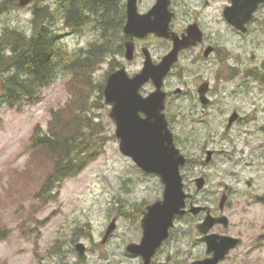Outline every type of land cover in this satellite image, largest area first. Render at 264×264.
I'll return each mask as SVG.
<instances>
[{"label": "rangeland", "instance_id": "obj_1", "mask_svg": "<svg viewBox=\"0 0 264 264\" xmlns=\"http://www.w3.org/2000/svg\"><path fill=\"white\" fill-rule=\"evenodd\" d=\"M4 1L9 0H0V33L13 27L30 34L38 6L54 14L52 28L61 36L59 45L70 54L87 48L90 41L103 42L90 22L82 31L66 25L64 11L68 9L61 6L64 0H41L28 6H19L18 0H10L3 6ZM108 46L115 48L112 44ZM112 58L108 53L96 67V81L103 82L107 72L114 68ZM143 62L138 56L128 71L141 70ZM75 83V76L61 71L41 90L37 100L22 101L13 107L7 103L0 105V264H125L130 261L125 245L141 235L142 212L163 195L160 177L143 174L131 158L121 153L116 125L110 117L111 107L95 93L98 131L106 136L101 153L78 175L65 179L56 189L55 198L35 196L52 167V158L46 150L31 145L33 129L40 124L48 130L51 111L66 104ZM151 91L152 83L141 90L144 95ZM1 92L0 77V96ZM250 98L253 100L250 94L241 95L238 99L244 102H235L236 107L227 105L224 112L216 109L208 125H172L179 140L187 139L191 133L202 146L219 151L213 164L189 163L184 168L187 180L207 173L210 179L207 192L216 190L223 181L233 183L239 190L245 188L246 180H255L258 186L264 184V104H253ZM233 110L245 118L229 128L228 116ZM249 124L253 127L248 129ZM189 151L193 160L202 157L193 149ZM250 212L254 218L248 217L250 231L246 225L242 231L251 236L245 237L242 249L232 252L221 264H264V242L257 250L248 248L249 239L264 231V204ZM114 217L116 230L103 243ZM240 219L236 216V221ZM192 240L195 242L193 237ZM78 242L87 246L84 262L75 251ZM199 253H203L202 248L196 249L195 254Z\"/></svg>", "mask_w": 264, "mask_h": 264}, {"label": "flooded vegetation", "instance_id": "obj_2", "mask_svg": "<svg viewBox=\"0 0 264 264\" xmlns=\"http://www.w3.org/2000/svg\"><path fill=\"white\" fill-rule=\"evenodd\" d=\"M69 1L68 10L75 12L70 15V26L76 31L74 23L77 12L84 13L85 24H82V28L89 22L95 27L97 21L98 36L103 39L102 43L115 47L109 52L111 58L114 56L110 62L115 70L121 67L129 69V65L138 56L144 60L146 49L155 64L171 55L175 49L178 50L163 86L166 92L164 112L171 129L172 125H208L216 109L220 108L224 112L227 105L232 108L236 107L235 102H244L238 99L241 95L250 94L253 100L250 98L249 101L253 104H264V0H168L164 17L168 21L166 34L159 36L151 32L144 37L124 31L128 21L129 0ZM158 1L136 0L137 12L149 13ZM164 9L162 4L161 11L165 12ZM114 25H117V29ZM126 43L133 45V60L127 58ZM244 118L238 110H233L228 116L227 125L230 128ZM174 138L177 147L187 158L181 167L184 188L188 194L185 213L176 215L169 236L156 249L148 263L141 254L129 252L126 244V255L130 261L125 264H192L196 260L211 257L207 254L208 245L203 240L206 233L201 231L209 215L214 218L225 216L227 223H215L208 234L239 240L226 257L225 260H228L232 252L245 245V237L251 236L242 231L243 225L250 231L248 219H254L250 210L264 204V184L258 186L255 180H246L243 190L236 189L233 183L229 185L223 181L216 190L209 192L206 191L210 182L207 173L187 180L184 168L189 163L194 161L203 166L213 164L219 151L209 145L202 146L200 140L195 139L191 133L187 139L185 137L180 141L174 132ZM189 148L199 152L202 157L193 160L194 155ZM201 177L205 179V184L203 188H198L197 179ZM158 183L164 194L165 183L161 177ZM194 207L200 209L192 211ZM142 213L143 217L146 208ZM236 216L241 219L236 221ZM140 233L130 243L139 244L142 241V226ZM263 235L264 231L250 238L248 248H260L264 242V237L261 238ZM197 248H202L203 253L196 255Z\"/></svg>", "mask_w": 264, "mask_h": 264}, {"label": "water", "instance_id": "obj_3", "mask_svg": "<svg viewBox=\"0 0 264 264\" xmlns=\"http://www.w3.org/2000/svg\"><path fill=\"white\" fill-rule=\"evenodd\" d=\"M35 0H19L21 6H28ZM168 0H159L156 6L146 14L137 12L136 0L128 1V21L125 33L144 37L155 32L159 36L166 34L168 21L166 15ZM164 4V10H162ZM155 16V18H152ZM127 58H134V49L131 43H126ZM177 49L155 64L148 49L145 50V61L141 71L131 76L122 67L112 72L104 87L105 103L111 106L110 117L116 125V137L120 141V150L123 155L131 158L136 165L147 173L158 174L165 183L163 198L147 207L142 220L144 235L141 243H131L128 251L141 254L148 263L153 253L169 236L170 228L174 225V218L185 213L188 194L184 189L181 167L187 158L176 146L174 134L170 129L165 115L166 92L163 89L164 79L177 57ZM153 82L156 89L149 95L141 93V89ZM210 159V157H209ZM198 188H203L205 179H197ZM264 199V198H263ZM200 208L194 207L192 211ZM202 209V208H201ZM205 209V208H203ZM217 222L227 223L225 216L207 217L201 228L206 236L207 254L212 255L205 259L194 261L192 264H220L239 240L219 234H208L211 227ZM116 218L112 219L103 242L116 229ZM208 234V235H207ZM264 235L261 237L263 238ZM80 261L87 258L86 245L78 242L75 245Z\"/></svg>", "mask_w": 264, "mask_h": 264}, {"label": "trees", "instance_id": "obj_4", "mask_svg": "<svg viewBox=\"0 0 264 264\" xmlns=\"http://www.w3.org/2000/svg\"><path fill=\"white\" fill-rule=\"evenodd\" d=\"M68 1L64 0L61 6L68 9ZM8 2L10 0L4 1L3 6ZM64 12L65 23L70 26L75 12ZM82 13L77 12L76 30L83 29L81 26L85 24ZM53 19L52 12L35 6L30 34L13 27L0 33V105L7 103L13 107L22 101L37 100L41 90L50 85L61 71L77 79L66 104L51 111L48 130L45 131L40 124L33 129L31 145L35 149L46 150L52 158V167L35 194L39 198H55L60 184L78 175L96 159L106 140V136L98 131L100 122L96 120L94 111L98 105H95L97 99L93 96L99 93V98L104 97L106 80L96 81L94 71L112 48L108 43L104 45L94 40L87 48L81 47L79 52L70 54L59 45L61 36L55 27L52 28ZM98 26L96 21L94 28L97 30ZM114 27L117 29V25Z\"/></svg>", "mask_w": 264, "mask_h": 264}, {"label": "bare ground", "instance_id": "obj_5", "mask_svg": "<svg viewBox=\"0 0 264 264\" xmlns=\"http://www.w3.org/2000/svg\"><path fill=\"white\" fill-rule=\"evenodd\" d=\"M247 127H248V129H249V128H252L253 126H252V124H251V125H248ZM245 132H247V131H245Z\"/></svg>", "mask_w": 264, "mask_h": 264}]
</instances>
